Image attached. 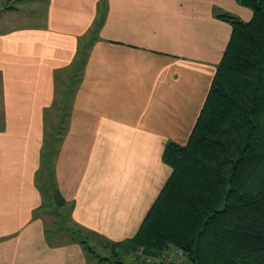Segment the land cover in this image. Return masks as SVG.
<instances>
[{
    "label": "crops",
    "instance_id": "crops-1",
    "mask_svg": "<svg viewBox=\"0 0 264 264\" xmlns=\"http://www.w3.org/2000/svg\"><path fill=\"white\" fill-rule=\"evenodd\" d=\"M214 9L251 17L235 0H0V264H87L46 235L55 190L94 238L135 234L230 37Z\"/></svg>",
    "mask_w": 264,
    "mask_h": 264
},
{
    "label": "trees",
    "instance_id": "trees-1",
    "mask_svg": "<svg viewBox=\"0 0 264 264\" xmlns=\"http://www.w3.org/2000/svg\"><path fill=\"white\" fill-rule=\"evenodd\" d=\"M235 1L251 17L214 9L231 34L187 141L163 148L169 177L135 234L93 254L99 263L177 264L145 260L175 246L186 264H264V0ZM71 234L94 253L82 229Z\"/></svg>",
    "mask_w": 264,
    "mask_h": 264
},
{
    "label": "rangeland",
    "instance_id": "rangeland-1",
    "mask_svg": "<svg viewBox=\"0 0 264 264\" xmlns=\"http://www.w3.org/2000/svg\"><path fill=\"white\" fill-rule=\"evenodd\" d=\"M58 103L60 108L63 109L64 101L61 98V96L58 98ZM55 109V106H53L50 110L51 112ZM50 112V115H51ZM56 123H59L58 121H55ZM60 126V125H59ZM50 131H46V136L49 135ZM48 137V136H47ZM46 137V140H47ZM39 178L42 180L40 183H43L44 186H46L45 191L51 186V183L49 182L47 185L48 175L46 172V166L45 163H42V168L39 171ZM50 178V177H49ZM50 191V189H49ZM68 204L61 205L59 211L60 215L54 212V208L51 207V205H46V208L43 212V219L46 226V235L48 238L55 239L56 241H64L71 238V230L78 228V226L74 225L69 219H68ZM64 217V219H63ZM54 231H57L54 233ZM84 234L88 235L89 240L91 241V245L93 247L94 253H87V264H106V263H99L97 258L93 255H101V256H109L110 255V248L106 247L105 242H103L100 239L94 238L91 236L88 232L82 230ZM97 239V240H96Z\"/></svg>",
    "mask_w": 264,
    "mask_h": 264
},
{
    "label": "built area",
    "instance_id": "built-area-1",
    "mask_svg": "<svg viewBox=\"0 0 264 264\" xmlns=\"http://www.w3.org/2000/svg\"><path fill=\"white\" fill-rule=\"evenodd\" d=\"M161 256L154 257H145L147 262L153 261H165V262H175L177 264H186V258L184 252L181 248L175 246H169L164 249Z\"/></svg>",
    "mask_w": 264,
    "mask_h": 264
}]
</instances>
